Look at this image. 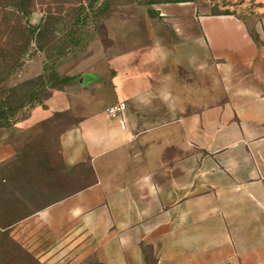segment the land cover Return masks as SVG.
Here are the masks:
<instances>
[{
  "label": "crops",
  "instance_id": "1",
  "mask_svg": "<svg viewBox=\"0 0 264 264\" xmlns=\"http://www.w3.org/2000/svg\"><path fill=\"white\" fill-rule=\"evenodd\" d=\"M133 6L79 79L0 128V231L41 264H264V0ZM67 111L50 196L18 134Z\"/></svg>",
  "mask_w": 264,
  "mask_h": 264
},
{
  "label": "rangeland",
  "instance_id": "2",
  "mask_svg": "<svg viewBox=\"0 0 264 264\" xmlns=\"http://www.w3.org/2000/svg\"><path fill=\"white\" fill-rule=\"evenodd\" d=\"M145 1L165 2L164 0H26L31 10L26 16L16 9V0H8V2L0 0V96L4 98L10 95L15 103L21 100L28 101V105L19 117L29 118L32 111L41 107L40 103H46L50 98L48 95L53 94L57 89L48 88L47 93H41L38 88H31V85L22 88L20 85L28 80H36L40 75H44L47 80L52 71L62 78L79 79L90 57L94 56L96 51L106 50L114 44L111 37L113 27L119 31L120 23L127 25L130 14L142 11L140 6L135 7L133 4L138 5ZM196 2L200 4L202 13L213 15L226 9L236 12L234 5L238 0H196ZM22 24L43 27L41 44L43 43L44 49L38 48L36 37L32 39L28 48L22 47L20 42L27 35ZM72 40H78V43L74 44ZM21 55L24 57L22 67L7 76L9 71L7 63L10 68H13L15 63L14 60L9 62L7 58L17 59ZM14 87L17 88L16 92L12 91ZM36 93L40 96L31 101L34 96L36 97ZM30 101L35 107L31 106L33 104ZM74 122L75 118L71 112H55L48 119L18 134L20 154L26 160L31 159L35 162L43 155L49 162L50 196L57 194L54 178L55 164L60 160L59 137L61 132ZM37 148H42L43 154L34 152ZM64 187L67 193V182Z\"/></svg>",
  "mask_w": 264,
  "mask_h": 264
},
{
  "label": "trees",
  "instance_id": "3",
  "mask_svg": "<svg viewBox=\"0 0 264 264\" xmlns=\"http://www.w3.org/2000/svg\"><path fill=\"white\" fill-rule=\"evenodd\" d=\"M17 4H15L16 9L23 13V15H29L30 8L27 6L26 0H16ZM165 2H177V1H184V0H164ZM196 1V0H192ZM244 0H238V3H242ZM8 2V0H7ZM232 13L229 9H226L224 11H219L218 13L214 14H230ZM19 25V24H17ZM23 25V24H22ZM20 26V25H19ZM24 32L27 34L24 39L20 42L22 47L28 48L30 44L32 43V39L36 37L37 46L38 48H43L44 45L42 42L44 29L43 27L38 26H32V25H23ZM23 29V28H22ZM36 31L38 33L36 34ZM31 36V37H30ZM30 37V38H29ZM73 41V40H72ZM74 44L78 43V40L73 41ZM26 50V49H25ZM23 58L21 57H9L8 61H15L13 68H10L9 63H7V66L9 67L8 75L10 76L12 73L16 72L20 67L23 65ZM50 78L45 80L44 75H40L36 80H28L20 85V87H26L28 85H31V88H38L39 92L41 93H47L48 88L49 89H62L61 86L72 80L73 77H60L55 71H52L50 74ZM49 77V76H47ZM54 77V79H53ZM49 84V85H48ZM17 88H12L13 92H16ZM35 89V90H36ZM52 94H49L48 97H50ZM40 96L39 93H36V97L34 96L31 101H34V99H37ZM12 96L8 95L6 97L0 96V128L8 127L13 124H18L22 122L23 120L27 119V117H19L23 109L28 105L25 100H21L19 103H15L11 99ZM30 101V102H31ZM31 106L35 107V104L31 102ZM42 108H47L46 103H40ZM0 264H41L31 253L26 251L23 247L20 246V244L13 239V237L10 235L8 230L0 231ZM151 264V263H150Z\"/></svg>",
  "mask_w": 264,
  "mask_h": 264
},
{
  "label": "built area",
  "instance_id": "4",
  "mask_svg": "<svg viewBox=\"0 0 264 264\" xmlns=\"http://www.w3.org/2000/svg\"><path fill=\"white\" fill-rule=\"evenodd\" d=\"M125 109H126V103L119 102V103H115L107 107L106 111L109 115L116 117V116L123 114Z\"/></svg>",
  "mask_w": 264,
  "mask_h": 264
}]
</instances>
